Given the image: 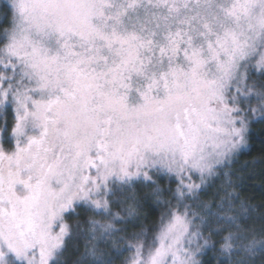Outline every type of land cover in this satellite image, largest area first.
<instances>
[{
    "label": "snow or ice",
    "instance_id": "6c2138e0",
    "mask_svg": "<svg viewBox=\"0 0 264 264\" xmlns=\"http://www.w3.org/2000/svg\"><path fill=\"white\" fill-rule=\"evenodd\" d=\"M9 109L0 264H68L70 245L72 264H202L216 243L220 264H264L232 181L216 203L200 195L264 123V0H5ZM140 187L162 211L129 238Z\"/></svg>",
    "mask_w": 264,
    "mask_h": 264
},
{
    "label": "trees",
    "instance_id": "16d2710c",
    "mask_svg": "<svg viewBox=\"0 0 264 264\" xmlns=\"http://www.w3.org/2000/svg\"><path fill=\"white\" fill-rule=\"evenodd\" d=\"M5 0H0V8L3 7ZM252 103H255L253 101ZM7 120L11 125V118ZM1 124V121H0ZM248 150H239L238 154L233 158V167L231 168L230 176L221 177L215 181L204 193H201V200L210 203H216L220 197L225 195L224 191H221L222 187H225V180L230 179L232 181L231 186L228 187V191H235L240 201H243L247 205L254 208L252 218L249 223L257 231V239L260 238L259 230L264 227V123H254L251 125V132L248 136ZM158 183L162 188L175 189V181L170 182L167 177L158 180ZM215 187V188H214ZM149 188H139L137 196L139 198V206L136 208V216L132 218L133 222L127 225V233L129 238L133 232H138L141 228L150 230L158 222L162 207L155 201L156 198L151 196ZM218 193V195H217ZM165 197L170 198V193H165ZM175 203V201H173ZM239 203V202H237ZM126 207V205H125ZM78 211H81L78 209ZM113 211H120V208H114ZM124 213L121 212V215ZM84 213H81V219H84ZM91 215V213H87ZM69 223H73L74 216L68 217ZM101 219V217H96ZM117 227L121 225L117 224ZM207 236V233H205ZM218 237L213 236L212 241L216 242ZM122 246V245H121ZM220 245L216 243L215 248L209 247L204 250V253L200 255L199 260L202 264H220L221 254L219 253ZM83 242L80 244V251L82 252ZM128 252H125L122 256L116 257L113 260V264H123L125 256ZM68 264L76 259L77 253H75L69 246ZM256 264H261V257H256Z\"/></svg>",
    "mask_w": 264,
    "mask_h": 264
},
{
    "label": "rangeland",
    "instance_id": "374dc122",
    "mask_svg": "<svg viewBox=\"0 0 264 264\" xmlns=\"http://www.w3.org/2000/svg\"><path fill=\"white\" fill-rule=\"evenodd\" d=\"M253 105H255V103H253ZM8 117H10L11 118V121H12V113H11V110L9 109V110H7L6 112H4L3 114H2V116H0V121H1V124L3 123V119H9ZM9 131H10V128H9ZM248 141V140H247ZM248 143V142H247ZM242 150V149H241ZM239 151V150H238ZM233 167V163H231L230 164V166L229 167H227V168H225L224 169V171L225 172H228V173H230L231 172V168ZM230 176V175H229ZM223 177V176H222ZM155 178V177H154ZM221 178V177H220ZM194 179H196L195 177H194ZM216 180H218V179H216ZM216 180H212V181H210V183H211V185L213 184V183H215V181ZM199 182V180L197 179V183ZM141 188H143V187H140V189ZM210 188H213V186H211ZM215 188V187H214ZM208 191H209V188L207 189ZM139 191V188L137 189V192ZM77 211H78V209H77ZM68 221L70 222V219H68ZM131 255V253L130 252H128L127 253V255L125 256V259H124V261L127 259V257L128 256H130ZM200 258V255L197 257V259H199ZM124 264V263H123Z\"/></svg>",
    "mask_w": 264,
    "mask_h": 264
}]
</instances>
